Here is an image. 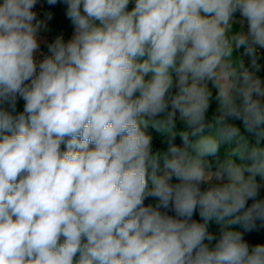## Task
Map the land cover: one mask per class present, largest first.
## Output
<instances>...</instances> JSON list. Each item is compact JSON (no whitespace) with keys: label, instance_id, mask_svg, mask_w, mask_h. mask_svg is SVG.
Masks as SVG:
<instances>
[{"label":"clouds","instance_id":"9594fccd","mask_svg":"<svg viewBox=\"0 0 264 264\" xmlns=\"http://www.w3.org/2000/svg\"><path fill=\"white\" fill-rule=\"evenodd\" d=\"M64 2L39 61L38 0L0 3V264H264V0Z\"/></svg>","mask_w":264,"mask_h":264},{"label":"trees","instance_id":"16d2710c","mask_svg":"<svg viewBox=\"0 0 264 264\" xmlns=\"http://www.w3.org/2000/svg\"><path fill=\"white\" fill-rule=\"evenodd\" d=\"M62 10L67 11L66 3H64ZM259 57H260V59H259L258 63L261 65V70L256 72V74L261 78L262 81H264V50H262V53ZM245 66L249 67L250 70L255 71L251 67L249 58H247V60L245 62ZM213 105H214V103L210 107L212 110V113L214 112L213 111L214 110ZM233 122L240 127L241 133L249 139L250 143H255V137L245 131L244 126H243L241 121H233ZM183 127H184L183 123L180 122L179 120H177V122H176L177 130L182 129ZM147 132L149 135L152 136L153 151H160L161 153L166 152L168 147H169V139H170L169 135L166 133L158 132L155 129H153L152 127H149L147 129ZM173 143H175L177 145H181L182 140L179 136H177L175 138V140L173 141ZM261 146H264V141L261 142ZM223 158H224L223 149L221 150L220 153L217 154L216 157H208V159L212 162L213 167H215L217 160H223ZM257 180H258V182L264 183V182L260 181V177H257ZM260 197L264 198V187H262L260 190ZM150 202H153V201L151 199H149L145 203L147 204ZM251 202L252 201H249V205L251 204ZM194 219H196V220L200 219L198 212L194 215ZM236 227H237V230H240L243 232L242 228H240L239 226H236ZM244 239L249 243L250 246H255L256 244H264V226H261L260 222H257V228L256 229H254L250 232H244Z\"/></svg>","mask_w":264,"mask_h":264},{"label":"crops","instance_id":"0c3cea01","mask_svg":"<svg viewBox=\"0 0 264 264\" xmlns=\"http://www.w3.org/2000/svg\"><path fill=\"white\" fill-rule=\"evenodd\" d=\"M43 1L45 4V10H44L43 15L38 18L39 20L43 22L42 27L38 33L39 44L46 45L48 43L49 36L55 35L58 32V30L62 28L65 30L64 40L65 42H67L68 40L72 38L74 34V26L72 25L71 21L67 17L66 11L62 10L64 3H65L64 0H61V3H58L57 1L55 5H49L47 3V0H43ZM131 6L132 5L130 4V7ZM46 12H48L47 17H45L47 15ZM244 30H246V25H245ZM241 50L242 48L239 50L238 55H240L243 52ZM246 58L244 57L245 62L247 60ZM16 105L19 106L20 110H23L24 106L22 105L21 101H18Z\"/></svg>","mask_w":264,"mask_h":264},{"label":"built area","instance_id":"2783aa9c","mask_svg":"<svg viewBox=\"0 0 264 264\" xmlns=\"http://www.w3.org/2000/svg\"><path fill=\"white\" fill-rule=\"evenodd\" d=\"M0 3H3V0L0 1ZM45 10V4L43 0H38L37 5L35 6V8L33 9V11H35L37 13V18L41 17L44 13ZM239 14V13H237ZM64 34H65V30L59 29L58 32L55 35L49 36L48 38V43L46 45H41L40 44V48L39 50L34 54V58L39 61L42 60L44 58L45 55H48V47L47 45L54 42L56 40L57 37H62L64 39ZM262 50H264V48H259L258 49V54L259 56L262 53ZM21 101L22 105L24 106V101L21 97H17V102Z\"/></svg>","mask_w":264,"mask_h":264},{"label":"rangeland","instance_id":"374dc122","mask_svg":"<svg viewBox=\"0 0 264 264\" xmlns=\"http://www.w3.org/2000/svg\"><path fill=\"white\" fill-rule=\"evenodd\" d=\"M57 1H58V3H61V0H57ZM46 14H47V15H46L45 17L48 16V12H46ZM45 17H44V18H45ZM236 20H237V21L240 20V16H239V15L236 16ZM240 27H241V26H240L239 23L234 24V25H233V31H238V30H240ZM241 51H243V49H242ZM238 53H239V51H238L237 53H235V54L238 55ZM245 58H246V57H245ZM246 59H247V58H246ZM260 70H261V67H260ZM260 70H259V71H260ZM213 103H214L213 107H214V110H215L216 103H215V102H213ZM214 110H213V111H214ZM16 111H17V112H22L23 110H20V109H19V106L16 105ZM211 114H212V110H211V108H210V109H209V114H208L209 117H211ZM262 184H264V183H262ZM209 231L212 232V233H214V234L218 233V226H217L215 223H211L210 226H209Z\"/></svg>","mask_w":264,"mask_h":264}]
</instances>
